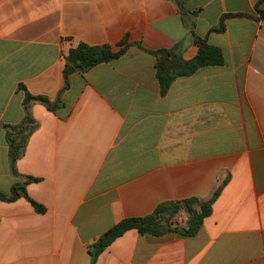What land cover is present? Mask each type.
<instances>
[{
    "label": "crops",
    "instance_id": "crops-1",
    "mask_svg": "<svg viewBox=\"0 0 264 264\" xmlns=\"http://www.w3.org/2000/svg\"><path fill=\"white\" fill-rule=\"evenodd\" d=\"M259 0H0V191L23 182L30 202L0 201V264H92L90 251L126 218L166 202L212 198L195 237L127 232L94 264H264V18ZM195 34L224 64L178 78L165 96L147 51ZM264 9V7H263ZM243 15V16H231ZM228 16V17H226ZM223 17L225 30L211 32ZM126 53L70 77L56 113L32 106L39 128L12 175L4 125L20 124L26 90L55 101L80 43ZM139 45L143 47L139 48ZM176 220L183 226L187 216Z\"/></svg>",
    "mask_w": 264,
    "mask_h": 264
},
{
    "label": "trees",
    "instance_id": "trees-1",
    "mask_svg": "<svg viewBox=\"0 0 264 264\" xmlns=\"http://www.w3.org/2000/svg\"><path fill=\"white\" fill-rule=\"evenodd\" d=\"M180 7V14L186 27L194 37V42L199 50L197 55L191 59H184L183 43H178L170 49H160L156 51H147L156 58V75L160 85V92L165 96L171 85L178 78L189 77L195 74L200 68L206 66H220L224 64V55L221 49L210 45L206 38L195 34V23L185 19L183 3L177 2ZM264 0H259L256 5L257 12L264 18ZM243 16V15H231ZM228 17V16H226ZM223 17L219 25L211 32H223L225 30V18ZM118 51L111 45L90 46L80 43L76 48L70 50L64 66V86L55 101H51L45 96L33 95L29 93L23 85L19 89L25 91L23 100L24 119L17 125H4L6 130V140L9 148L10 170L13 176L22 177L18 172L17 162L24 156L30 137L39 128L38 121L32 115V106L36 103L43 105L48 111L56 113L64 107L61 101V95L70 88V77L75 73L84 74L92 68L109 63L123 56L131 45L123 40L117 45ZM139 48L142 46L139 45ZM23 182L15 183L8 193L0 191V201L4 203H13L19 199H25L38 213H45L46 208L34 201L28 194L27 186L31 183L39 182V178L24 176ZM223 189L220 186L209 200H203L197 197L188 198L182 201H170L159 205L156 210L144 217L126 218L117 223L114 227L105 232L92 246L90 255L92 264L98 257L110 247L117 239L124 236L127 232L135 230L141 235L163 236L168 232H180L185 237H195L201 231L204 221L212 214V206ZM187 205V210L184 207ZM184 213L187 219L183 226L175 225V218ZM184 229V232H181Z\"/></svg>",
    "mask_w": 264,
    "mask_h": 264
},
{
    "label": "rangeland",
    "instance_id": "rangeland-1",
    "mask_svg": "<svg viewBox=\"0 0 264 264\" xmlns=\"http://www.w3.org/2000/svg\"><path fill=\"white\" fill-rule=\"evenodd\" d=\"M174 223H175V225H178V226H180L181 225V222L179 221V220H174Z\"/></svg>",
    "mask_w": 264,
    "mask_h": 264
},
{
    "label": "water",
    "instance_id": "water-1",
    "mask_svg": "<svg viewBox=\"0 0 264 264\" xmlns=\"http://www.w3.org/2000/svg\"><path fill=\"white\" fill-rule=\"evenodd\" d=\"M184 207H185V209L187 210V205H186V203H184ZM181 232H184V229H181Z\"/></svg>",
    "mask_w": 264,
    "mask_h": 264
},
{
    "label": "built area",
    "instance_id": "built-area-1",
    "mask_svg": "<svg viewBox=\"0 0 264 264\" xmlns=\"http://www.w3.org/2000/svg\"><path fill=\"white\" fill-rule=\"evenodd\" d=\"M180 221V220H179ZM181 222V221H180Z\"/></svg>",
    "mask_w": 264,
    "mask_h": 264
}]
</instances>
